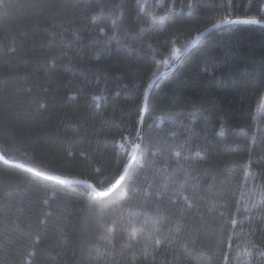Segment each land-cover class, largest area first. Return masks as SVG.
Returning <instances> with one entry per match:
<instances>
[{"label":"trees","instance_id":"16d2710c","mask_svg":"<svg viewBox=\"0 0 264 264\" xmlns=\"http://www.w3.org/2000/svg\"><path fill=\"white\" fill-rule=\"evenodd\" d=\"M263 96L264 0H0V264H264Z\"/></svg>","mask_w":264,"mask_h":264},{"label":"water","instance_id":"95a60500","mask_svg":"<svg viewBox=\"0 0 264 264\" xmlns=\"http://www.w3.org/2000/svg\"><path fill=\"white\" fill-rule=\"evenodd\" d=\"M236 22H247V21H244V20H236V21H232V22H229V23H236ZM222 25H225V24H221V25H218V26H222ZM218 26H215V27H218ZM209 31H210V29H209ZM208 31H205V32H203L202 34H201V36H203V35H205L206 33H207ZM201 36H199L192 44H190L187 48H186V50L174 61V63L172 64V66H171V68L168 70V71H165V72H162V73H160V74H158L151 82H150V84H149V86H148V88H147V91H146V93H145V97H144V101H143V108H142V115H141V118H140V126H139V134H140V132H141V126H142V121H143V113H144V110H145V107H146V103H147V99H148V96H149V93H150V90H151V87H152V85L159 79V78H161L162 76H164V75H166V74H168V73H170V72H172V70H173V68L176 66V64L181 60V58L197 43V41L201 38ZM137 140H139V135L137 136ZM137 146H138V144L136 143V145H135V149H134V151H133V153H132V156H131V159L129 160V164L131 163V161H132V159L134 158V156H135V154H136V150H137ZM12 164H15V165H17V166H19V167H23V168H25V169H28V170H31V169H29V168H27L26 166H23L22 164H20V163H13L12 162ZM128 164V165H129ZM126 169H127V167L125 168V170H124V173H125V171H126ZM57 181H61V182H70V183H79V184H87V183H84V182H82V181H68V180H58L57 179ZM87 185H89V184H87ZM115 185H117V183L115 184ZM115 185L110 189V191H112L113 190V188L115 187ZM109 191V192H110ZM102 195H107L106 193H101Z\"/></svg>","mask_w":264,"mask_h":264},{"label":"rangeland","instance_id":"374dc122","mask_svg":"<svg viewBox=\"0 0 264 264\" xmlns=\"http://www.w3.org/2000/svg\"><path fill=\"white\" fill-rule=\"evenodd\" d=\"M257 109H258V113L264 111V96H263L262 100L260 101Z\"/></svg>","mask_w":264,"mask_h":264}]
</instances>
